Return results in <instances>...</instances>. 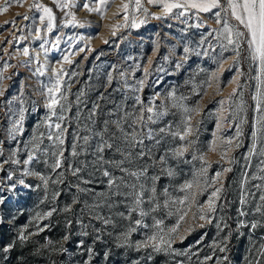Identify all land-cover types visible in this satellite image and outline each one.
Wrapping results in <instances>:
<instances>
[{
    "label": "rangeland",
    "instance_id": "1",
    "mask_svg": "<svg viewBox=\"0 0 264 264\" xmlns=\"http://www.w3.org/2000/svg\"><path fill=\"white\" fill-rule=\"evenodd\" d=\"M166 2L171 0H157L156 4L141 0L142 7L137 10L135 0H109L101 12H89L82 5L95 6L96 0H0V72L5 77L4 95L0 96V198L4 201L0 204V264H264V256L260 255L264 214L255 211L260 205L264 212V201L259 200L264 195V179L259 178L264 177V131L260 130L264 129V121L257 123L264 116V84L255 79L260 76L264 80V75L258 62L250 58L246 44L241 45L239 57L231 45L227 49L222 47L226 44L219 36L222 26L211 13L190 9L186 16L177 18L179 9L164 12L162 4ZM125 3L126 12L122 7ZM34 4L52 9L55 20L51 30L46 28L47 16ZM65 4L67 7L61 11L60 6ZM5 7L7 11L3 10ZM40 17H44L43 21ZM230 23L237 24L234 19ZM240 29L245 31L243 26ZM82 34L95 40L89 39L84 45ZM25 48L28 56L23 55ZM46 48H55V52H49L50 57L47 53H33ZM81 48L84 51L76 54ZM65 55L71 64L64 62ZM41 64L45 66V75H33ZM61 68L67 73L61 85H70L66 92L68 100L61 103L69 104L70 111L65 113V143L54 147L47 139L48 110L39 89L55 83V74ZM258 86L259 112L254 99ZM234 89L237 95L229 98ZM137 96L142 103L136 102ZM221 100L225 101L223 105ZM146 107H152L153 113L145 111ZM196 107L199 111L191 120L193 133L186 138L195 143L182 157L175 158L172 151L185 141L174 134L184 132L185 109ZM93 108L96 114L89 119ZM56 110L59 113V105ZM21 111V131L13 139L9 131ZM157 111L165 114L154 123L148 122L147 128L154 131L160 143L144 141L145 150H151V159L146 155L125 166L130 170L147 166L149 177H160L155 187L161 207L153 212L148 204L141 205L149 211L143 218L148 226H135L131 222L139 218V213L132 212L131 221L128 219L129 202L115 197L109 206L110 190L103 170L107 168L116 177L122 174L114 166L96 160L93 148L97 141L93 133L103 127L105 120L109 121L108 130L115 131L112 121L125 113L142 115L146 120ZM124 126L127 128V124ZM136 127L142 129V125ZM161 128L165 131L160 132ZM237 129L242 131L239 137ZM253 132L259 138L255 141V154L249 156ZM74 135H89V141L83 144L77 138L74 142ZM104 135L107 138L108 133ZM229 138H233L230 148ZM73 146L76 156L70 154ZM61 147L62 168L56 172L63 175L58 177L51 168L52 154ZM226 149L225 159L222 153ZM135 151L139 149L134 150L133 157ZM201 154L208 162L205 179L211 180L222 168L231 169L217 183H223L224 189L216 205V218L211 222L192 219L196 204L204 203L212 191L208 188L200 194L199 189H194L196 199L171 246L159 252L145 247L146 237L157 232L154 220H163V228H171L177 222L176 215L169 214L176 212V206L166 208L163 202L186 194L180 188L203 166ZM29 155L36 158L25 163ZM103 155L105 161L120 159L118 153L107 149ZM161 157L166 163L161 162ZM69 163L81 167L79 176L91 183L84 184L73 176ZM168 171L173 175L168 176ZM26 172L48 177L47 188L40 176L25 175ZM59 179L63 182L53 183ZM125 179L134 182L132 177ZM20 180L31 187L21 185ZM84 188L88 191H80ZM54 192L59 193L55 199ZM53 208L52 216L47 217L45 214ZM240 211L247 215L240 216ZM105 219L108 224L103 222ZM252 223L257 224L255 229L250 227ZM130 225L136 231L125 239L123 233ZM137 244L141 246L137 248ZM225 246L226 250L221 252L220 248Z\"/></svg>",
    "mask_w": 264,
    "mask_h": 264
},
{
    "label": "snow or ice",
    "instance_id": "2",
    "mask_svg": "<svg viewBox=\"0 0 264 264\" xmlns=\"http://www.w3.org/2000/svg\"><path fill=\"white\" fill-rule=\"evenodd\" d=\"M17 3H20V0H16ZM114 2V0H113ZM109 3V0H96L95 6H89L88 3H84L82 5V8L87 9L89 12H101L104 8L107 7ZM147 3L149 4H156L157 0H147ZM33 7L42 10L45 15L47 16L48 23L46 25V28L48 30H51L53 27V22L55 20V16L53 15L52 9L44 7L41 4H34ZM67 7V5H61L60 9L63 11V9ZM123 9L125 12L128 9V4H123ZM141 0H135V8L137 10L141 9ZM164 12L171 13L173 9H179L180 11L177 14V18L186 16L188 11L190 9L196 10L197 13H211L212 16L215 18V21L217 24L222 26V31H220L219 36L223 38L224 41H226V44H223L222 47L225 49L228 48L229 45L232 46V50L235 53L237 57L240 55V48L242 44L247 45V50L250 58L254 62H258V68L262 75H264V0H171V2H166L162 4ZM216 11H213V10ZM4 11H7V7L3 9ZM145 12H147V9H144ZM157 19H160L161 17L157 16ZM24 19H28L27 16L24 17ZM41 21H43L44 17L39 18ZM73 19L75 17L73 16ZM124 19H127V16H124ZM234 19L237 24L232 25L230 21ZM186 22V21H185ZM137 26V25H133ZM240 26H243V29L245 31H242L240 29ZM215 31V30H213ZM209 35H212L213 32H209ZM209 47H212V45H209ZM80 51H84L83 48L78 49V54ZM185 52L188 51V49H184ZM28 49L25 48L23 50V55L28 56ZM63 60L65 63L71 64L72 61L69 59L68 55H65L63 57ZM239 61H234L235 63H238ZM37 63L39 64V61L37 59ZM223 63V61H221ZM45 66L40 65L39 67H36L33 70V75L36 76H44L45 75ZM64 75H67V73L64 72L63 68H61L59 71L55 74V83H50L48 85H43L39 91L41 92V95L44 97V104L46 109L48 110V114L45 116V121H48V128L49 132L47 135V139L52 143V145L55 147L57 145L63 146L65 143V133L67 132V126L65 125L64 121L66 119L65 113L67 111H70V106L67 103L62 104L61 101H67L68 97L66 95L67 89L70 87V85H61V80ZM5 79L3 76V73L0 72V96L4 95V90L2 88V81ZM258 81H260L261 84H264V80H260V76L255 77ZM235 82V81H233ZM143 82L141 81V84ZM64 87V92H61V88ZM239 88V86H238ZM139 89H137L138 91ZM59 93V96L57 95ZM237 95V90L234 89V91L230 94L231 98L232 96ZM261 91L259 86L256 89V96L254 99H256V107L255 110L257 112L260 111V104H261ZM79 97H77L76 103H79ZM137 103H142L139 100V97L136 98ZM11 103V101H9ZM20 103H23L21 100ZM221 105L225 103V101L221 100L219 101ZM57 105H59L60 111L57 112L56 108ZM148 113H153L152 107H146L144 109ZM199 111L198 107L196 108H186L185 112L187 113L186 119L184 120V132L183 134L175 133L174 135L178 136L181 141H185L184 145L180 148L174 149L172 151V156L175 158L182 157L185 152L188 151L189 147L195 143L194 140H187V136L193 133V126L191 124V120L193 118L194 114H197ZM96 114V108L92 109V114L89 117V119H92ZM165 113L163 111H157L154 113V115H148L147 119L142 115L137 116H129V114L125 113L121 119H117L112 121V123L115 126V131H109L108 125L109 121L105 120L103 121V127L95 131L93 134L96 138V144L93 148V152L96 153V160L101 163H107L120 172L122 175L120 177L114 176L107 168L103 170V176L107 177V184L109 187V206L111 202H114L113 198L120 197L121 201L129 202V215L128 219L131 221V213L132 212H138L139 218H137L135 221L131 222V225L135 226H143L147 227L148 225L143 223V218L149 215V211H156V209L161 207V203L158 200L157 197V189L155 187V182L160 178L159 176H151L149 177L147 175V166L141 167L137 170H130L129 167H126V164H132L134 163V160H142L146 155L149 156L151 159V150L148 149L147 151L144 148V141L145 139L153 140L156 144L160 143L159 139H156L155 133L151 128H147L148 122H155L156 119L162 117ZM55 118L53 120L52 118ZM23 120V112L21 111L20 116L16 121H13V127L9 131V134L12 135L13 139H15L16 134L20 133L21 131V124ZM261 121H264V116L261 117L260 121H257V123H261ZM94 122V121H93ZM127 124V128L124 126ZM142 125V129H147L146 131H143L142 129H137L136 125ZM218 127V126H217ZM166 128L169 130L171 129L170 125H166ZM261 131H264V129H260ZM160 132H164L165 128L159 129ZM89 132L91 133L92 130L90 129ZM108 133L107 138H105L104 133ZM242 135V131L240 129H237L236 136L239 137ZM43 136V134H41ZM79 139L83 142V144H87L89 141V135H83V136H75L73 137L74 142L76 139ZM259 137L257 136L256 132L252 133V139L254 141L252 145V150L249 152V156H252L255 154V149L257 147L255 141ZM39 139V138H37ZM232 139L229 138L227 141L228 148L231 147ZM237 147L240 145L237 144ZM139 149V151H135V157H133V152L136 149ZM109 150L111 152L118 153L120 156V159L118 160H109L105 161L104 159V152L105 150ZM36 149H33L35 151ZM83 151V148L81 149ZM64 149L61 147L59 152H54L52 155L54 157V163L51 165V168L53 172H56L57 169L62 168V157H63ZM227 149L222 153L223 158H227ZM72 156H76L77 152L75 149V146H73L71 153ZM261 155L264 156V151L261 152ZM34 158V156L29 155L27 159L25 160V163L31 162ZM197 157L193 156V159H196ZM199 159L202 162V167L200 168L199 172L194 175V178L191 181H186L180 188L181 192L186 193L182 198H178L175 200L165 199L163 202L164 207H170V206H176V212L175 213H169V214H175L177 217V222L174 226L171 228H163L161 225L163 224V220H154L155 227L157 229V232L153 235H150L146 237V240L144 242L145 247H152L154 251H161V250H167L172 244V242L175 240V238L179 235V230L181 229L182 222L185 221V218L188 216L189 211L191 210L192 204L196 199L197 192L194 191V189H199L200 194H203L205 191H207L208 188H212V191L208 193V198L204 203H197L196 213L193 214L192 219L197 221H208L211 222L212 219L216 218L214 214L217 211V202L221 199V193L223 192L224 185L223 183H220L219 186H217V183L219 181V178L223 175L225 172L231 171L230 168H222L221 171H218L214 173L211 180H207L204 177L207 175V166L208 162L205 159V155L201 154ZM16 163H19V161H15ZM47 162V161H45ZM161 162L166 163L164 160V157H161ZM262 164H264V160L261 161ZM68 168L71 169V174L73 176H76L78 179L81 180L82 183L88 184L91 183L89 180H84L82 177L79 176V173L82 171L81 167H73L71 163H69ZM25 175H38L40 176V179L43 181V184L45 188H47L49 183V178L46 176H43L39 173H31L26 172ZM56 175L58 177H62V172H56ZM168 176H172V171L167 172ZM125 177H132L134 182H129L125 179ZM257 177H253V179H256ZM260 179H264V177H259ZM149 181H151V184H149ZM63 180H53V183H62ZM19 183L21 185H24L25 187H31V185H25L23 180H20ZM203 185V186H202ZM13 187H15L13 185ZM253 187L260 188V185H254ZM124 189V190H122ZM80 191H88V189H80ZM163 194L165 196L168 195L167 189L163 190ZM59 193L54 192L53 193V199H55ZM260 201H264V195H261L259 197ZM4 201L2 198H0V204H2ZM77 202V201H74ZM241 203H245V200L242 198ZM148 204L149 211H145L141 205ZM205 205H207V212H205ZM96 207H99V205H96ZM69 208H65V211H69ZM55 209L49 210L45 215L47 217L52 216ZM255 211L258 213L264 214L262 212V207L260 205H257L255 208ZM240 216L247 215L246 212L240 211ZM40 217H37L39 219ZM105 224H108L109 221L105 219L103 221ZM129 227L128 231L123 233V236L125 239L131 234V232L136 231V227L131 226ZM201 227L203 225H200ZM241 226H244L243 222H241ZM252 229H255L257 227L256 223H252L250 225ZM43 228H38V231H43ZM189 231L191 228L188 229ZM21 239H26V237H21ZM67 239V237H65ZM141 245L137 244V248H139ZM226 250L225 247H221L220 251L223 252ZM7 251V248L5 249ZM260 255L264 256V245H261L260 249ZM211 257H206L205 259H210ZM259 264V262H257Z\"/></svg>",
    "mask_w": 264,
    "mask_h": 264
},
{
    "label": "bare ground",
    "instance_id": "3",
    "mask_svg": "<svg viewBox=\"0 0 264 264\" xmlns=\"http://www.w3.org/2000/svg\"><path fill=\"white\" fill-rule=\"evenodd\" d=\"M96 14V13H95ZM82 36H83V43H84V45H85V43L89 40V39H94L95 40V38L93 37V36H84L83 34H82ZM93 40V41H94ZM47 49V48H46ZM40 49V50H33V53H34V55L37 53V54H39L40 56H43V55H45L44 53H47V55H49V52H55V48L53 49H51L50 51L47 49ZM49 57H50V55H49Z\"/></svg>",
    "mask_w": 264,
    "mask_h": 264
},
{
    "label": "trees",
    "instance_id": "4",
    "mask_svg": "<svg viewBox=\"0 0 264 264\" xmlns=\"http://www.w3.org/2000/svg\"><path fill=\"white\" fill-rule=\"evenodd\" d=\"M24 253V252H23Z\"/></svg>",
    "mask_w": 264,
    "mask_h": 264
}]
</instances>
